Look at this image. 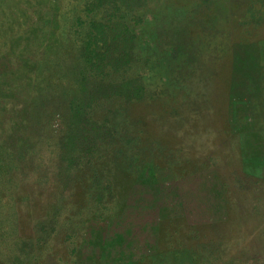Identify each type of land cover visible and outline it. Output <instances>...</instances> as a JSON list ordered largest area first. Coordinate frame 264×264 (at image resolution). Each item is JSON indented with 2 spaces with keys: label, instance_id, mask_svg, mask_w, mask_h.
I'll return each instance as SVG.
<instances>
[{
  "label": "rangeland",
  "instance_id": "374dc122",
  "mask_svg": "<svg viewBox=\"0 0 264 264\" xmlns=\"http://www.w3.org/2000/svg\"><path fill=\"white\" fill-rule=\"evenodd\" d=\"M83 2L0 0V264H264V0H148L126 75L154 41L174 59L159 95L94 106L116 134L86 173L63 156Z\"/></svg>",
  "mask_w": 264,
  "mask_h": 264
},
{
  "label": "trees",
  "instance_id": "16d2710c",
  "mask_svg": "<svg viewBox=\"0 0 264 264\" xmlns=\"http://www.w3.org/2000/svg\"><path fill=\"white\" fill-rule=\"evenodd\" d=\"M148 5V0H84L80 7L82 16H73L71 20L67 42L71 41L75 50L73 62L77 67L75 85L78 87L66 105L68 131L65 143L69 151L63 156L68 172L72 164L75 169L86 173L88 166L92 167L103 158L104 154L97 153L99 147L110 144L111 137L116 134L112 119L105 117L96 121L93 118L92 110L96 104L119 100L128 105L139 102L144 96L159 95L160 87L155 84L160 80L157 76L159 61L174 59V50H161L158 41H154L150 53L157 58H154L152 68H148V75L134 76L138 84L126 75L140 61L141 50L137 49L135 40L146 17L153 15ZM149 57V54L145 56L142 67L148 63ZM151 80L154 83L150 84ZM1 124L2 112L0 127ZM118 141L121 144L122 140ZM72 147L75 151L71 153ZM141 164L148 165L149 160H143ZM136 180L144 182L145 178L140 175ZM117 208V215L121 216L128 208L127 203L119 202Z\"/></svg>",
  "mask_w": 264,
  "mask_h": 264
}]
</instances>
